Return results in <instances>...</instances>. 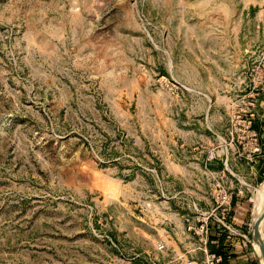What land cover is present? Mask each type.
Segmentation results:
<instances>
[{
	"label": "rangeland",
	"instance_id": "1",
	"mask_svg": "<svg viewBox=\"0 0 264 264\" xmlns=\"http://www.w3.org/2000/svg\"><path fill=\"white\" fill-rule=\"evenodd\" d=\"M253 1L0 0V264H261Z\"/></svg>",
	"mask_w": 264,
	"mask_h": 264
},
{
	"label": "crops",
	"instance_id": "2",
	"mask_svg": "<svg viewBox=\"0 0 264 264\" xmlns=\"http://www.w3.org/2000/svg\"><path fill=\"white\" fill-rule=\"evenodd\" d=\"M252 4L256 5L257 2L252 0ZM255 7L256 6H254L253 8H255ZM262 18H263V12L259 10V13L257 15L258 22H260V20ZM258 25H259V23H258ZM261 95H262L261 106L264 107V97H263L264 89H263V93H261ZM252 171L254 172L255 168H253ZM257 172H258V170H257ZM248 204H249V201L241 200V199L235 200V202L233 204L232 222L238 228V231L241 229H244V230L246 229L247 221H248V214H249V205ZM229 251L227 252V256L229 254L234 256L233 257L234 261L231 260V264H242V262H243L242 260L245 258V257H243V251L241 249L237 250V248H230Z\"/></svg>",
	"mask_w": 264,
	"mask_h": 264
},
{
	"label": "bare ground",
	"instance_id": "3",
	"mask_svg": "<svg viewBox=\"0 0 264 264\" xmlns=\"http://www.w3.org/2000/svg\"><path fill=\"white\" fill-rule=\"evenodd\" d=\"M259 221L257 236L253 246L256 253L261 256V264H264V187L258 195L257 204L255 205L254 224Z\"/></svg>",
	"mask_w": 264,
	"mask_h": 264
},
{
	"label": "trees",
	"instance_id": "4",
	"mask_svg": "<svg viewBox=\"0 0 264 264\" xmlns=\"http://www.w3.org/2000/svg\"><path fill=\"white\" fill-rule=\"evenodd\" d=\"M218 240H219V244H220L219 246L221 247L219 253L221 255H223L225 259H227V252L229 251V249L223 248V239L222 238H218Z\"/></svg>",
	"mask_w": 264,
	"mask_h": 264
},
{
	"label": "water",
	"instance_id": "5",
	"mask_svg": "<svg viewBox=\"0 0 264 264\" xmlns=\"http://www.w3.org/2000/svg\"><path fill=\"white\" fill-rule=\"evenodd\" d=\"M258 224H259V221H256L255 224L253 225V238L255 239L256 236H257V229H258ZM258 237V236H257Z\"/></svg>",
	"mask_w": 264,
	"mask_h": 264
},
{
	"label": "built area",
	"instance_id": "6",
	"mask_svg": "<svg viewBox=\"0 0 264 264\" xmlns=\"http://www.w3.org/2000/svg\"><path fill=\"white\" fill-rule=\"evenodd\" d=\"M228 229H230V227H227Z\"/></svg>",
	"mask_w": 264,
	"mask_h": 264
}]
</instances>
